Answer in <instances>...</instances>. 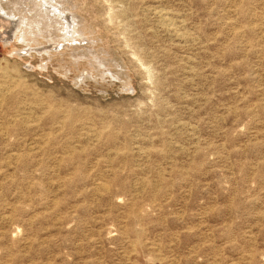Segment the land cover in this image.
<instances>
[{
	"label": "rangeland",
	"instance_id": "374dc122",
	"mask_svg": "<svg viewBox=\"0 0 264 264\" xmlns=\"http://www.w3.org/2000/svg\"><path fill=\"white\" fill-rule=\"evenodd\" d=\"M71 1L0 34V264H264V0Z\"/></svg>",
	"mask_w": 264,
	"mask_h": 264
},
{
	"label": "bare ground",
	"instance_id": "6f19581e",
	"mask_svg": "<svg viewBox=\"0 0 264 264\" xmlns=\"http://www.w3.org/2000/svg\"><path fill=\"white\" fill-rule=\"evenodd\" d=\"M73 6L71 0H0V34L11 25L12 36L29 50L34 45L48 59L69 51V58L79 62L89 49Z\"/></svg>",
	"mask_w": 264,
	"mask_h": 264
}]
</instances>
